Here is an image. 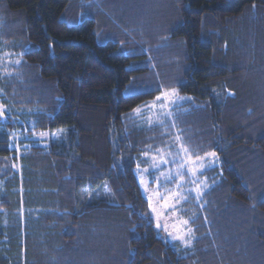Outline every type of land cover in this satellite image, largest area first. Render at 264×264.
<instances>
[{
	"label": "trees",
	"instance_id": "1",
	"mask_svg": "<svg viewBox=\"0 0 264 264\" xmlns=\"http://www.w3.org/2000/svg\"><path fill=\"white\" fill-rule=\"evenodd\" d=\"M0 110V264H264V0H0ZM176 136L217 159L188 246L135 171Z\"/></svg>",
	"mask_w": 264,
	"mask_h": 264
},
{
	"label": "rangeland",
	"instance_id": "2",
	"mask_svg": "<svg viewBox=\"0 0 264 264\" xmlns=\"http://www.w3.org/2000/svg\"><path fill=\"white\" fill-rule=\"evenodd\" d=\"M157 97H162L159 102L156 101ZM184 99L185 97L177 94L172 87L163 89L152 100L135 107L132 114L140 120H146L149 124H160L166 118L171 121L173 108ZM136 109L140 111L136 112ZM57 135V133L48 132L36 138H55ZM149 153L144 157L147 164L145 166L138 164L135 170L140 192L148 206L151 201L155 209V212L151 208L149 211L156 228L164 232L170 243L188 246L191 241V229L188 223L184 224L187 219L182 213L180 214V203L188 199L192 193L201 196L202 186L206 188V178L200 174L208 167L216 165L217 159L210 155L213 153L192 157L178 136L174 137L171 143ZM175 193L181 194L184 199L175 196ZM165 205H174V207L166 208ZM157 222L160 223V227H157Z\"/></svg>",
	"mask_w": 264,
	"mask_h": 264
},
{
	"label": "snow or ice",
	"instance_id": "3",
	"mask_svg": "<svg viewBox=\"0 0 264 264\" xmlns=\"http://www.w3.org/2000/svg\"><path fill=\"white\" fill-rule=\"evenodd\" d=\"M17 63H18V61H17ZM161 98H162V97H157V98H156V101L159 102V101L161 100ZM173 103H174V101H173ZM146 107H148V106L146 105ZM135 111H136V112H139L140 109H136ZM2 115H3V111L0 110V116H2ZM210 155H213V156H214V154H210ZM198 159H201V160H202L203 158H198ZM182 167H183V165H182ZM174 195H175V196H179L180 199H184V197H183L181 194H179V193H175ZM178 202H179V201H177V203H178ZM165 207H166V208H167V207H174V205H165ZM149 208H151L152 211L155 212V209L153 208L151 201H149ZM187 223H188V221L185 220V221H184V224H187ZM160 226H161L160 223L157 222V227H160ZM165 230H167L166 227H165Z\"/></svg>",
	"mask_w": 264,
	"mask_h": 264
}]
</instances>
